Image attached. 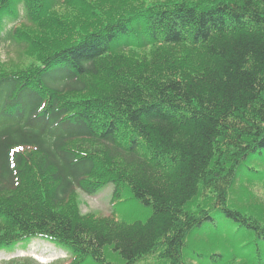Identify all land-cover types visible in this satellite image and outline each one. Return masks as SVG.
Instances as JSON below:
<instances>
[{
    "label": "trees",
    "instance_id": "16d2710c",
    "mask_svg": "<svg viewBox=\"0 0 264 264\" xmlns=\"http://www.w3.org/2000/svg\"><path fill=\"white\" fill-rule=\"evenodd\" d=\"M3 45L0 251L264 264V0H0ZM108 184L150 217L82 214Z\"/></svg>",
    "mask_w": 264,
    "mask_h": 264
},
{
    "label": "rangeland",
    "instance_id": "374dc122",
    "mask_svg": "<svg viewBox=\"0 0 264 264\" xmlns=\"http://www.w3.org/2000/svg\"><path fill=\"white\" fill-rule=\"evenodd\" d=\"M0 59L2 61L14 60L16 54L10 45H3L0 48ZM264 161V158L262 159ZM113 185L99 189L96 194L88 195L81 191L79 193V208L82 214L95 213L96 215H108L113 213L117 221L124 223H134L136 221L145 222L151 215L150 206H146L136 200L131 193L112 201ZM200 236L191 241L189 245L198 251H203L211 246L212 238L207 231L199 232ZM70 256H68L66 253ZM54 248L49 243L41 240H34L21 246H10L0 251V264H98L90 257L83 258L81 262L75 261L69 250ZM105 255L110 264H122L120 258L115 253L105 249ZM156 255L147 256L135 264H164Z\"/></svg>",
    "mask_w": 264,
    "mask_h": 264
}]
</instances>
